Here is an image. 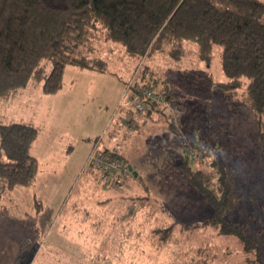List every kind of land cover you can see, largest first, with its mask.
I'll return each mask as SVG.
<instances>
[{
	"label": "rangeland",
	"instance_id": "1",
	"mask_svg": "<svg viewBox=\"0 0 264 264\" xmlns=\"http://www.w3.org/2000/svg\"><path fill=\"white\" fill-rule=\"evenodd\" d=\"M95 47L91 56L102 60L101 67L67 65L65 90L59 95L46 94L31 83V88L0 100V120L31 121L40 131L32 147L40 165L34 183L15 187L0 203V244L7 236L21 239L32 236L36 227L41 231L31 260L9 258L6 247L8 252L0 248V264H188L205 245L215 253L214 264H246L236 236L201 224L213 208L175 165V156L191 144H203L208 126L221 128L215 129L216 143L229 135L240 178L254 193L233 221L245 222L250 236L261 238L264 254V150L243 131L245 117L237 113L242 88L234 91L223 85L227 78L220 49L212 50L209 61L201 60L195 44H188L179 62L167 53L146 60L159 88L167 83L173 91L175 104H168L173 115L149 120L138 116L132 125L121 127L112 145L122 148L138 175L131 171L120 178L122 184L116 187L121 191H115L101 185L87 162L95 142L99 149L107 146L114 122L126 119L121 112L129 108L123 105L132 92L128 85L145 59H131L112 41L98 39ZM198 150L191 164L209 169L212 150ZM138 194H149L163 211L150 219L140 207L131 214L132 197ZM37 199L45 204L40 210ZM176 218L180 222L173 238L160 244L152 229Z\"/></svg>",
	"mask_w": 264,
	"mask_h": 264
},
{
	"label": "trees",
	"instance_id": "2",
	"mask_svg": "<svg viewBox=\"0 0 264 264\" xmlns=\"http://www.w3.org/2000/svg\"><path fill=\"white\" fill-rule=\"evenodd\" d=\"M98 39L121 44L131 59H145L133 85L142 81L140 85L158 89L165 100L146 99L145 108L135 114L147 120L161 115L171 118L168 104L175 103L173 91L167 83L159 88L146 60L154 53H167L179 62L188 44H195L201 60L209 61L212 50L218 47L227 78L223 85L234 91L242 88L237 113L245 117L243 131L252 134L255 144L264 150V0H0V100L13 97L31 83L46 94L58 93L64 87L67 65L99 69L102 60L91 56ZM121 113L126 119L114 122L119 128L137 120L128 117L131 108ZM212 127L208 126L201 137L202 146L191 144L183 155L174 157L175 165L213 208L201 224L236 236L246 264H264L261 238L251 237L245 222L233 221L250 193L254 197L253 190H246L240 178V164L231 155L229 135L219 138L221 144L216 143L215 129L218 132L221 128ZM39 133L31 121L0 120V203L15 187L34 183L40 165L32 147ZM177 142L184 143L179 138ZM200 147L212 150L209 169L191 164L193 152V156L201 153L196 151ZM101 151L128 164L116 147L105 146ZM99 182L115 191L122 184L117 178ZM132 198L131 214L140 207L150 219L163 211L149 194ZM36 204L38 210L45 206L41 199ZM179 222L176 218L156 226L152 235L160 244L167 243ZM260 229L264 231L263 226ZM39 237L36 227L32 236L22 240L18 257L31 260ZM191 257L188 264H214L215 253L205 245Z\"/></svg>",
	"mask_w": 264,
	"mask_h": 264
},
{
	"label": "built area",
	"instance_id": "3",
	"mask_svg": "<svg viewBox=\"0 0 264 264\" xmlns=\"http://www.w3.org/2000/svg\"><path fill=\"white\" fill-rule=\"evenodd\" d=\"M133 83L134 80L132 78L128 85L132 92L129 98L123 103V105L132 109V113L128 114L130 120L137 117V114H135L137 111H141L145 108L146 99L155 100L156 102L165 101L163 94L158 89L148 88L140 84L133 85ZM87 166L90 171L94 170L98 173V177L101 181H109L110 179L117 178L118 182H120L122 176L131 173L127 163H123L118 159L108 156L106 152H102L101 149H99V141L95 142Z\"/></svg>",
	"mask_w": 264,
	"mask_h": 264
},
{
	"label": "crops",
	"instance_id": "4",
	"mask_svg": "<svg viewBox=\"0 0 264 264\" xmlns=\"http://www.w3.org/2000/svg\"><path fill=\"white\" fill-rule=\"evenodd\" d=\"M94 70V69H93ZM72 83H73V81H72ZM72 83H71V85H72ZM65 83H64V87H65ZM38 87V86H37ZM40 87V86H39ZM62 88L58 93H56V94H50V95H59L61 92H63L64 90H65V88ZM29 88H31V86L30 87H27L26 89H29ZM33 88V87H32ZM41 88V87H40ZM123 113L124 112H127V110L125 111H122ZM120 130H121V128H119V127H117V126H115V123L113 124V126H112V128L108 131V138H107V140H106V145L108 146V147H116V148H118L119 149V152L121 153V154H123V156L124 157H126L127 159H128V156H126L123 152H122V148L121 147H119L118 145H115V146H113L112 144H113V138L117 135V134H119L120 133ZM50 154V156L52 155L51 153H49ZM52 157V156H51ZM128 162L130 163V161H129V159H128ZM8 234V233H7ZM40 235H41V231H40ZM25 237H23V238H21V239H14L13 237H9V236H7L6 237V242L5 243H1L0 244V248H1V250H6L7 252H8V249L7 248H9L10 249V253H8V257L10 258L11 257V259L13 258V257H18V253H19V248H20V245H21V243H22V240L24 239ZM14 239V240H13ZM7 247V248H6ZM19 258V257H18ZM20 259V258H19ZM13 262V261H12ZM26 262V261H25ZM78 264V263H77Z\"/></svg>",
	"mask_w": 264,
	"mask_h": 264
},
{
	"label": "water",
	"instance_id": "5",
	"mask_svg": "<svg viewBox=\"0 0 264 264\" xmlns=\"http://www.w3.org/2000/svg\"><path fill=\"white\" fill-rule=\"evenodd\" d=\"M129 170H131L134 174V176H137L138 175V172L136 170H134L133 166L131 164H129Z\"/></svg>",
	"mask_w": 264,
	"mask_h": 264
}]
</instances>
